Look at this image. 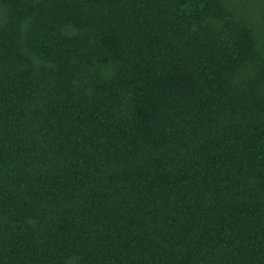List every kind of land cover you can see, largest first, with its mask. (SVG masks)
<instances>
[{
  "label": "trees",
  "instance_id": "16d2710c",
  "mask_svg": "<svg viewBox=\"0 0 264 264\" xmlns=\"http://www.w3.org/2000/svg\"><path fill=\"white\" fill-rule=\"evenodd\" d=\"M0 264H264V0H0Z\"/></svg>",
  "mask_w": 264,
  "mask_h": 264
}]
</instances>
